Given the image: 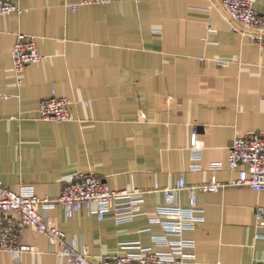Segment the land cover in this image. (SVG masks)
I'll use <instances>...</instances> for the list:
<instances>
[{
	"label": "crops",
	"instance_id": "0c3cea01",
	"mask_svg": "<svg viewBox=\"0 0 264 264\" xmlns=\"http://www.w3.org/2000/svg\"><path fill=\"white\" fill-rule=\"evenodd\" d=\"M9 1L23 10L0 15V92L10 95L0 100L3 184L57 197L65 175L89 171L104 176L111 189L136 188L144 213L129 221L118 222L113 212L101 219L85 210L66 216L60 203L43 216L68 240L87 245L92 261L164 250L153 240L164 232L151 221L164 202L155 186L173 185L180 174L187 183L227 181L246 168L228 169V151L236 135L264 131V50L229 29L217 0H110L74 10L70 3L78 0ZM254 7L264 15V0ZM18 31L35 34L41 54L26 65L20 84L11 56ZM53 91L73 100L71 120L39 118L40 99ZM193 131L202 144L195 162ZM178 203L188 204L186 190ZM258 205L264 191L246 185L199 192L204 219L182 232L195 241L183 248L188 264L256 258L264 264ZM20 238L34 251L0 250V264H67L34 227H24Z\"/></svg>",
	"mask_w": 264,
	"mask_h": 264
},
{
	"label": "built area",
	"instance_id": "2783aa9c",
	"mask_svg": "<svg viewBox=\"0 0 264 264\" xmlns=\"http://www.w3.org/2000/svg\"><path fill=\"white\" fill-rule=\"evenodd\" d=\"M110 0H78L70 3L74 10L79 4L106 3ZM228 13L229 29L245 34L250 42L264 50V15L254 7L255 0H217ZM23 8L9 0H0V15L11 12H22ZM210 30H213L209 27ZM12 66L16 74L17 84L21 83L20 74L30 63L41 59L37 48V36L18 31L11 51ZM220 64L228 61L214 58ZM8 93L0 92V100L9 98ZM73 100L54 91L40 99L38 116L41 119L57 121L71 120L70 106ZM202 144L193 131L190 142V159L195 162L201 157ZM192 165H197L194 163ZM239 165L238 176L227 181H218L212 177L209 181L187 183L180 174L173 185L155 186L164 196V202L156 205V214L151 221L160 222L164 232L153 237L157 245L165 246L164 250L149 253H126L100 255L92 261L88 247L78 246L75 238L67 239L66 233L53 222L44 219L43 210L54 207L56 203L63 206L66 216L76 211L85 210L88 215L94 214L103 218L113 212L118 222L129 221L135 215L144 213L140 208L141 191L132 189H111L105 177L89 171H74L63 177L62 191L57 197L35 194L31 185L23 184L18 191L3 184L0 179V250L10 251L16 255L23 251H34L32 245L21 241L22 229L32 226L43 233L50 244H56L58 254L66 259L67 264H188L190 257L183 251L186 246H193L195 241L182 236L185 230L194 229L204 217L202 209L197 206L199 192H215L233 185H246L257 191H264V131L255 132L249 136L236 135L229 147L227 167L234 170ZM188 192V204L178 203V193ZM16 214L15 217L13 214ZM256 223H264V205L255 209ZM162 216H168L163 218ZM257 236H261L257 233ZM172 237V238H171ZM250 264H261L256 258Z\"/></svg>",
	"mask_w": 264,
	"mask_h": 264
}]
</instances>
